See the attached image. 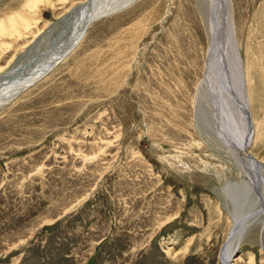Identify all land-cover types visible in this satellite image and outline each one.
Masks as SVG:
<instances>
[{"label": "rangeland", "instance_id": "374dc122", "mask_svg": "<svg viewBox=\"0 0 264 264\" xmlns=\"http://www.w3.org/2000/svg\"><path fill=\"white\" fill-rule=\"evenodd\" d=\"M80 1L0 0V21L17 26L0 36V75L45 50ZM197 7L138 0L103 17L0 108V264H221L234 210L223 187L244 172L194 104L207 42ZM234 7L259 126L248 154L264 161V0ZM260 225L232 263L264 264Z\"/></svg>", "mask_w": 264, "mask_h": 264}, {"label": "bare ground", "instance_id": "6f19581e", "mask_svg": "<svg viewBox=\"0 0 264 264\" xmlns=\"http://www.w3.org/2000/svg\"><path fill=\"white\" fill-rule=\"evenodd\" d=\"M136 1L138 0H82L75 3L63 13L58 32L45 50L0 75V108L12 102L35 82L47 77L84 42L92 23L118 14ZM196 2L207 42L203 71L196 84L194 104L197 106L199 100L206 103L211 111L208 112L215 137L244 172L243 182L236 186L226 184L223 187V193L230 199L234 210L230 213L233 224L219 251V260L221 264H235L230 259L235 250L240 248L244 235L256 220L261 223L258 244L260 251L264 253V161L248 154V149L257 138L259 126L255 122L254 110L250 108L246 63L237 47L235 22L232 19V9L234 11L238 0ZM256 17L255 20L261 18L257 15ZM16 28L14 21L9 25L0 21V36L10 34L9 30ZM263 33L264 30L259 35ZM180 42L184 44L183 41ZM121 49H125L122 51L124 55L131 53L133 48L125 44ZM99 63L103 66L104 59ZM149 63L147 69L151 68ZM101 71L98 72L103 75V70ZM149 79L154 78L150 76Z\"/></svg>", "mask_w": 264, "mask_h": 264}]
</instances>
